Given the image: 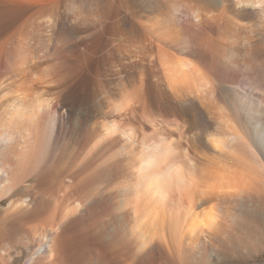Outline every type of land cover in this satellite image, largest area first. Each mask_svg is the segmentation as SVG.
I'll return each mask as SVG.
<instances>
[{
	"label": "bare ground",
	"instance_id": "bare-ground-1",
	"mask_svg": "<svg viewBox=\"0 0 264 264\" xmlns=\"http://www.w3.org/2000/svg\"><path fill=\"white\" fill-rule=\"evenodd\" d=\"M19 262L264 264V0H0Z\"/></svg>",
	"mask_w": 264,
	"mask_h": 264
},
{
	"label": "rangeland",
	"instance_id": "rangeland-1",
	"mask_svg": "<svg viewBox=\"0 0 264 264\" xmlns=\"http://www.w3.org/2000/svg\"><path fill=\"white\" fill-rule=\"evenodd\" d=\"M105 2V1H104ZM133 3H132V6L131 7H133V8H136L135 10L137 11V12H139V13H142V8H140L141 6L138 4V3H135L134 1H132ZM135 3V4H134ZM127 4H128V2H127ZM130 5H131V3H130ZM122 16H124V15H122ZM18 263V262H17ZM22 262H19V264H21Z\"/></svg>",
	"mask_w": 264,
	"mask_h": 264
}]
</instances>
